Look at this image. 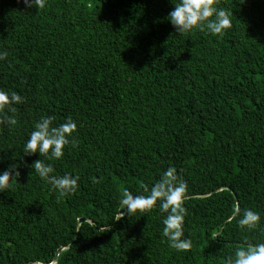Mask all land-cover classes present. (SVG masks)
Wrapping results in <instances>:
<instances>
[{
  "label": "trees",
  "instance_id": "16d2710c",
  "mask_svg": "<svg viewBox=\"0 0 264 264\" xmlns=\"http://www.w3.org/2000/svg\"><path fill=\"white\" fill-rule=\"evenodd\" d=\"M178 0H48L37 12L0 0V90L23 103L0 114V264H226L264 243V0H218L222 36L177 35ZM77 124L60 160L29 156L42 117ZM80 177L61 197L31 165ZM169 167L187 184L188 252L169 247L166 212L124 216L123 189L147 195ZM256 211L252 230L234 209ZM85 221L79 226L78 221ZM77 236V237H76ZM76 240L74 244L72 242Z\"/></svg>",
  "mask_w": 264,
  "mask_h": 264
},
{
  "label": "clouds",
  "instance_id": "9594fccd",
  "mask_svg": "<svg viewBox=\"0 0 264 264\" xmlns=\"http://www.w3.org/2000/svg\"><path fill=\"white\" fill-rule=\"evenodd\" d=\"M27 9H35L37 12L47 7L48 0H21ZM231 14L219 7L218 0H178L169 13V22L177 35H188L194 31L207 32L214 36H222L230 30ZM6 52H0V61H5ZM23 103V98L15 93L0 90V114L14 112V105ZM54 117H42L35 125L24 144V151L29 156L39 155L47 160H60L65 155V148L71 144L76 147L73 137L77 131V124L68 120L58 126H53ZM4 126H15V118L4 116L0 119ZM38 177L52 186L59 196L67 197L78 189L80 177L78 175L54 174V168L50 163L38 159L31 165ZM19 176L16 167L0 172V193L12 188V182ZM147 195H134L128 189L122 190L119 206L123 209V215L134 216L145 214L159 208L167 215L163 219V236L167 238L169 247L177 252H188L192 248V241L185 237L184 217L186 209L187 184L177 175L174 168L169 167L161 178L150 188L145 186ZM235 214L240 216L239 226L242 229L252 230L261 220L260 215L251 209H241L237 206ZM226 264H264V243H248L241 245L234 257H229Z\"/></svg>",
  "mask_w": 264,
  "mask_h": 264
},
{
  "label": "water",
  "instance_id": "95a60500",
  "mask_svg": "<svg viewBox=\"0 0 264 264\" xmlns=\"http://www.w3.org/2000/svg\"><path fill=\"white\" fill-rule=\"evenodd\" d=\"M84 221H85L84 219H80V220L78 221V225L80 226ZM76 237H77V236H76ZM76 237H75L74 241L72 242V244H74V242H75V240H76ZM62 250H63V248H61V249H59V250L57 251V253L55 254L54 259H53V261H52V264H57L58 255L60 254V252H61Z\"/></svg>",
  "mask_w": 264,
  "mask_h": 264
}]
</instances>
